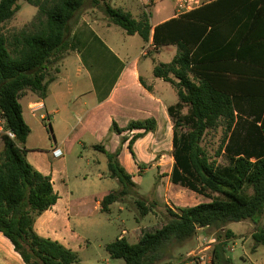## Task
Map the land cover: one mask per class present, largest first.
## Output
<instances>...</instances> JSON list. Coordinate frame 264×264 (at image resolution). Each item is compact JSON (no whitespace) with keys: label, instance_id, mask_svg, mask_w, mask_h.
I'll return each mask as SVG.
<instances>
[{"label":"trees","instance_id":"obj_1","mask_svg":"<svg viewBox=\"0 0 264 264\" xmlns=\"http://www.w3.org/2000/svg\"><path fill=\"white\" fill-rule=\"evenodd\" d=\"M21 1L38 8L31 27L11 38L0 33V110L17 137L4 138L0 152V233L25 264H80L76 252L35 231L37 217L52 209L59 195L52 178L31 165L21 148L31 129L20 101L29 91L46 97L55 81L51 67L76 49L70 42L72 24L87 0H0V26L14 19ZM105 12L128 35L152 40L156 48L177 46L171 63L154 68L155 77L170 83L179 98L169 108L175 122L171 178L211 200L176 212L169 209L170 219L162 228L146 232L136 244L120 237L106 246L107 252L123 264H156L200 229H213L220 234L212 264H233L227 246L235 235L227 225L247 220L258 224L264 215V0H215L154 28L147 13L136 20L110 5ZM185 107L187 115L182 113ZM183 122L191 128L181 133ZM154 127L155 121L148 120L125 128L145 131L124 140L132 153L136 141ZM114 128L124 132L116 123ZM219 128L224 132L220 153L230 159L227 167H220L202 146L205 136ZM107 158L109 175L120 188L103 198V213L123 203L135 187L119 155L107 153ZM246 187L252 195L245 193ZM137 205L143 216L150 213L144 200ZM252 239L255 252L264 246V228H257Z\"/></svg>","mask_w":264,"mask_h":264},{"label":"rangeland","instance_id":"obj_2","mask_svg":"<svg viewBox=\"0 0 264 264\" xmlns=\"http://www.w3.org/2000/svg\"><path fill=\"white\" fill-rule=\"evenodd\" d=\"M200 1L202 3L210 0ZM142 2V0H127V5L122 9L134 13L139 10L142 12L138 15L141 18L142 14H145ZM144 2L148 1L144 0ZM173 3L175 5V0ZM19 5L21 10L14 19L0 26V33L8 38L31 27L38 13V8L26 1L19 2ZM90 5H95L98 17L109 19L105 12L106 2L101 7L92 4V0H87L82 12H85ZM147 12L150 10L148 9ZM175 13L178 14L177 11ZM99 31L115 50L118 46L123 47L124 42H129V47L131 43V59L145 47L143 39H139L138 43H135L134 39L130 41L121 28H114V38L107 37L103 29ZM75 61V57L69 60L71 64L69 72L71 73L76 70ZM58 66L59 63H56L51 67L50 76H55ZM91 72V75H94V70ZM72 76L73 80H76L74 74ZM81 78H87V74L84 73ZM22 104L24 105V119L31 133L28 141L21 145V148L25 150L30 164L42 169L55 179L56 189L62 195V203L60 208L53 212L54 214L57 211L60 213L63 206L66 210L68 206L71 223L75 225L72 233L76 237L71 249L78 254L80 264H123V260L110 257L106 246L120 238L124 231L127 232L125 238L130 243L136 244L146 232H154L169 221V209L176 212L181 208L211 201L198 192L172 182L171 176L175 163L173 135L172 139L167 133L154 137L153 132L149 131L151 135L149 148L143 146L138 152L134 151L133 156L128 144L126 145L124 141L133 135L129 134L130 130L125 128L124 132L119 134L114 128L115 122H112L109 128H105L100 123L85 128L79 126L77 119L60 120L57 116L48 117L47 115L42 118L41 115L46 114L44 111L33 115L28 111L26 102L23 101ZM108 111V108H105L99 112V115L103 116ZM184 111L187 112V109ZM172 121L175 125L174 120ZM68 123L74 127L77 126L73 133L67 129ZM181 124L178 128L181 133L191 128L187 122ZM223 138L222 128L210 131L205 136L202 146L220 167H227L230 164L229 155L225 151L220 153ZM0 142L3 145V140ZM97 146H104L106 152L98 149ZM57 147L64 151V157L61 159H54L52 156L53 149ZM132 149L134 150V147ZM107 153H117L124 167L129 159L132 164L129 173L132 175L135 187L123 203L114 204L110 213H103L96 208L95 197L120 188L118 181L109 175ZM252 192L251 187H246L247 195H252ZM138 200H144L150 208L148 215L141 214V209L137 205ZM57 224H60L59 232L66 235L67 232L62 228V223L57 222ZM259 227L264 228V215L258 224L247 220L227 225L226 229L231 230L235 235L228 240L227 246V255L232 259L233 264H249L251 262L248 257L254 261L259 254L264 253V246L259 247L258 255L253 253L254 242L251 235ZM219 234L220 232L213 229H201L194 238L168 249L163 259L156 264H192L191 256H194L197 261H200V256H204L206 264H212V252ZM222 235L224 236L225 233ZM205 238L214 239L215 242L209 245L205 243ZM209 246L210 248L207 249Z\"/></svg>","mask_w":264,"mask_h":264},{"label":"crops","instance_id":"obj_3","mask_svg":"<svg viewBox=\"0 0 264 264\" xmlns=\"http://www.w3.org/2000/svg\"><path fill=\"white\" fill-rule=\"evenodd\" d=\"M142 1L145 13L148 9L150 10L147 13L153 28L184 14L177 9L176 0L175 5L173 0H150L147 3L144 0ZM213 1L215 0L203 1L197 8ZM96 2L97 0H92V4L102 7L106 2V5L116 9H122L123 6L127 5V0H101L99 4ZM97 11L95 5H90L85 12H81L74 20L70 42L76 49L69 51L59 63L55 81L48 85L46 97L41 99L29 91L20 101L21 104L23 101L26 102L28 111L33 115L44 111L46 114H42V118L47 115L48 117L57 116L60 120L77 119L79 120V126L85 128L96 126L98 123L103 124L105 128H109L110 124L115 122L117 127L123 130L132 122L154 120L155 127L151 130L152 135L155 137L167 133L172 139L174 125L169 108L178 103V94L170 83L155 77L154 68L161 63H171L177 54V46L170 45L156 48L151 40L148 43L144 42L145 47H143V50L131 59V43L129 47V42H124L123 47L118 46V49L115 50L110 46L107 39L101 35L99 29H103V33L107 37L114 38V28L118 26L112 24L109 19H104L102 16L98 17ZM124 11L127 10L124 9ZM176 11L178 14L175 13ZM127 12L132 13L136 20L141 19L138 15L142 12L139 10L136 13ZM125 33L128 39L130 41L134 39L135 43L142 39L138 34L131 36L127 32ZM147 49V55H143V52ZM71 57L76 58V70L72 73L69 72ZM91 70H94V75H91ZM84 73L87 74V78L82 79L81 76ZM73 74L76 80H73ZM22 106L24 115V105L22 104ZM105 108H108L109 111L100 116L99 112ZM185 109H187V112L184 111ZM184 110L183 115H187L188 107H185ZM68 124L67 129L73 133L77 126L74 127L70 123ZM139 132L145 131L133 130L129 131V134L135 135ZM145 134V137L139 139L134 145L135 152H138L143 146L149 148L151 135H149V132ZM125 143L127 145L128 141ZM97 148L100 150L105 149L104 146H97ZM2 150L3 145L0 142V152ZM152 155L155 156V154ZM33 166L44 175L49 176L42 169ZM125 168L128 172L132 168L129 159H127ZM51 178L54 189L59 195V200L52 209L37 217L34 228L40 236L58 241L71 249L72 242L76 238L72 233L75 225L71 223L68 206L67 210L63 206L60 213L57 211L54 214L53 210L55 211L61 206L62 195L56 189L55 179ZM108 194L95 197L98 210L101 211V202ZM57 222L62 223V228L67 232L66 235L59 232L60 224H57ZM126 233L124 231L121 237H125ZM258 250L259 248L253 253L258 255ZM263 255L264 253L259 254V257L254 261L250 257H248V260L253 264H264ZM0 264H25L21 256L15 251L13 244L2 233H0Z\"/></svg>","mask_w":264,"mask_h":264},{"label":"built area","instance_id":"obj_4","mask_svg":"<svg viewBox=\"0 0 264 264\" xmlns=\"http://www.w3.org/2000/svg\"><path fill=\"white\" fill-rule=\"evenodd\" d=\"M199 5H201L200 0H176V7L182 13L190 12L196 9ZM147 53L148 49L143 52V55H147ZM4 138L16 140L17 137L16 134L9 128L5 113L0 110V140H3ZM52 156L54 159H61L64 157V151L60 147H57L53 149ZM204 241L205 243H209V245L215 242L214 239L207 240L206 238L204 239ZM208 248H210V246L207 247V249ZM190 259H193L191 262L192 264H197V262H200V264H206L204 256H200V261L195 260L194 256H191Z\"/></svg>","mask_w":264,"mask_h":264}]
</instances>
